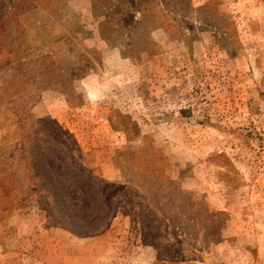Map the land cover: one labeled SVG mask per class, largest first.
Segmentation results:
<instances>
[{
    "label": "rangeland",
    "instance_id": "rangeland-1",
    "mask_svg": "<svg viewBox=\"0 0 264 264\" xmlns=\"http://www.w3.org/2000/svg\"><path fill=\"white\" fill-rule=\"evenodd\" d=\"M82 1L0 0V264H264V0Z\"/></svg>",
    "mask_w": 264,
    "mask_h": 264
},
{
    "label": "trees",
    "instance_id": "trees-1",
    "mask_svg": "<svg viewBox=\"0 0 264 264\" xmlns=\"http://www.w3.org/2000/svg\"><path fill=\"white\" fill-rule=\"evenodd\" d=\"M26 1V0H25ZM39 3H45L49 1H55V0H36ZM71 0H65L64 3H68ZM17 23H20L19 20ZM5 31H8V25L4 22L0 25V68H4L6 66H13L20 60H24L25 56L27 55V49L24 47L23 41L16 47L9 43L8 37H5ZM19 84V83H15ZM23 83H20L19 86H21ZM128 138H139L141 136V129L139 127V124L136 122L132 123V135L129 131H127ZM80 156L83 157L84 153L83 151L79 150ZM59 154V153H58ZM57 153H53L50 156V162L53 166V171L55 172L57 170V167L61 168V173H64L65 171L69 172V174L76 179L75 183L79 184L78 187L81 188L84 191H88L91 193L92 191V184L94 182L95 175L93 174V170H88L83 167L81 160H76L72 155L69 154V152H65L63 149L61 150V153L58 155ZM130 156L132 158H135V154H131ZM38 159H36L37 161ZM78 161V162H77ZM45 164V160L43 161ZM57 172V171H56ZM50 184H53L56 191H53L54 193H50V196H54L53 194H59V195H66L64 191V187H62L61 182L52 180ZM47 188L52 190L51 187H47V185H43L42 192H47ZM74 232L73 230H71ZM75 233V232H74Z\"/></svg>",
    "mask_w": 264,
    "mask_h": 264
},
{
    "label": "crops",
    "instance_id": "crops-1",
    "mask_svg": "<svg viewBox=\"0 0 264 264\" xmlns=\"http://www.w3.org/2000/svg\"><path fill=\"white\" fill-rule=\"evenodd\" d=\"M84 1H86V2H87L88 0H84ZM84 1H82V2H84Z\"/></svg>",
    "mask_w": 264,
    "mask_h": 264
}]
</instances>
